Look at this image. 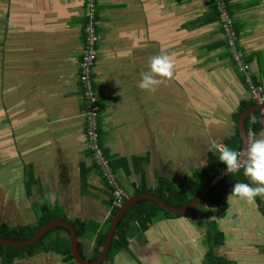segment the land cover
Listing matches in <instances>:
<instances>
[{"label":"crops","instance_id":"1","mask_svg":"<svg viewBox=\"0 0 264 264\" xmlns=\"http://www.w3.org/2000/svg\"><path fill=\"white\" fill-rule=\"evenodd\" d=\"M226 1L250 65L245 74L214 0H97L99 144L128 197L207 168L209 155L239 132L240 107L264 105L250 94L251 84L264 88V0ZM86 21V0H0V184L11 188L4 201L11 195L16 210L0 225L35 224L58 209L65 217L55 219L90 227L78 236L90 260L111 217L113 187L89 147L80 81ZM249 115L259 156L243 185L235 180L206 201L220 180L184 214L133 222L128 245L102 264H264V108ZM67 238L55 230L0 264H77L64 252Z\"/></svg>","mask_w":264,"mask_h":264},{"label":"trees","instance_id":"2","mask_svg":"<svg viewBox=\"0 0 264 264\" xmlns=\"http://www.w3.org/2000/svg\"><path fill=\"white\" fill-rule=\"evenodd\" d=\"M88 4H89V1L86 0V12L88 10ZM93 8L95 12V19L93 21L94 27L99 33L98 22L100 18V13H99L97 0H94ZM86 18H87V21L85 24V33H86V25L89 22L87 15H86ZM94 86L97 89L98 85L95 83V81H94ZM254 105L255 103L251 101L245 104L244 106L240 107L238 113L235 115V121H238L239 116L244 110ZM99 106L101 110L102 101H100V98H99ZM86 108H87V103H86ZM250 119H251V115H249L245 120L246 128L248 131L250 130V128H253L254 132H256L258 123L257 121L250 122ZM242 145H243L242 137L240 133L237 131L235 135H233L229 140L226 141L225 149L222 152L218 151V154L211 153L209 155V161H208L207 168L196 169L194 171V175L183 179L180 185H177V183L172 182L170 179H160L157 182L156 186L151 189V191L159 195L161 198H163L166 202H168L172 206L183 207V206L188 205L204 190V188L209 184L211 180H213L219 173H221L223 170H225L226 168H228L229 166H231L238 160V158L240 157V153L242 151ZM96 166L99 168L97 163H96ZM251 172H252L251 168L248 165H243L236 171L227 175L209 192V194L206 197V201L211 202L212 201L211 199H213V197L215 196L217 192H220L227 185L235 184V180L239 185H243L242 184L244 182L243 180H247V175H249ZM112 191H113V188H112ZM141 191H145V190H141V189L137 190V192H141ZM112 206H113L112 213H111V217L108 222V225L120 208L113 204ZM49 211H50V214L41 216L38 222L35 224H30L27 226H17V227H10L7 224L0 225V238L3 237V238H9V239L19 240V241L26 240L32 237L48 221L55 219V218L65 217L58 211V209L55 210L52 208ZM178 215L179 214H174L172 212L165 210L155 200H152V199L138 200L135 204H133L125 212V214L119 221L115 229L111 244H110V249L106 257V261H110L111 259H113V257L118 251H120L122 248H125L128 245L129 236L132 234L130 229H131V225L133 222L140 221V222L149 223V222H155L156 220L162 217H170V216H178ZM72 223L75 226L79 237H86L89 235V232L91 231V229L90 227H88V225L81 222L80 220H74ZM107 227L97 235V238H96L97 247L94 251L93 256L89 258L91 261L96 260L101 253V247L105 244V241H106ZM209 229H210L209 238L212 239L213 241L214 236H216L218 232L216 233V230L213 224L212 225L210 224ZM55 230H60L67 234L68 236L67 242H66L67 249H65L64 252L69 256L70 260L73 263H76L74 261L73 254L71 252V232L68 230V228L63 227V226L53 227L40 240H38L36 243L29 245V246L14 247V246H9V245L0 243V258L2 260H12L14 257L22 256L23 252L24 253L26 252L25 251L26 249L30 247H34V246H39ZM92 230L94 231L93 228ZM217 242L219 241L217 240ZM59 244L60 246H62L63 245L62 241ZM79 248L81 250V243H79ZM209 259H211L210 256H209Z\"/></svg>","mask_w":264,"mask_h":264},{"label":"built area","instance_id":"3","mask_svg":"<svg viewBox=\"0 0 264 264\" xmlns=\"http://www.w3.org/2000/svg\"><path fill=\"white\" fill-rule=\"evenodd\" d=\"M88 10L86 15L89 22L86 25V41L80 61V81L84 91L85 101L87 103L86 113L87 120L89 122L88 137L89 147L93 151L94 159L102 171L103 175L107 179L108 183L113 187V205L121 207L128 195L123 188L117 182L116 176L112 170L110 160L105 155L103 149L99 144V94L94 86L93 72L98 57V43L100 35L94 27V0H88ZM217 11L219 13V19L222 24L224 34L226 36L228 46L230 48L232 58L236 64L237 69L240 72L247 73L250 69V65L245 61V51L239 46V34L235 28L234 18L231 15L226 0H214ZM249 81V79H248ZM250 94L253 100L259 104H264V88L260 85L251 84ZM254 131H249V147L243 165H248L252 169H255L256 159L259 154L253 147ZM242 165V166H243Z\"/></svg>","mask_w":264,"mask_h":264},{"label":"water","instance_id":"4","mask_svg":"<svg viewBox=\"0 0 264 264\" xmlns=\"http://www.w3.org/2000/svg\"><path fill=\"white\" fill-rule=\"evenodd\" d=\"M259 108H264V105L256 106V108H253V109L250 108V109L244 111L240 115L238 127H239L240 135L243 139V145H242V151L240 153V157L238 158V160L234 164H232L231 166H229L228 168L223 170L213 180H211L209 182V184L206 186V188L203 190V192L193 202H191L188 205L183 206V207H175V206H172L171 204H169L168 202H166L163 198H161L155 194H152V193H142V194H136V195L127 197L125 203L119 208L118 212L113 217V219H112V221L108 227L106 242L104 244V247L102 248L101 254L99 255V257L96 260L90 261V260H88L82 256V254L80 253L79 248H78L77 231H76L74 225L71 222H69L68 220H62V219L51 220L50 222H48L44 226H42L40 228V230H38V232H36L35 235H33L31 238H29L27 240L17 241V240H12V239H7V238H0V243L15 246V247L29 245V244H32L35 241H37L39 238H41L52 227L62 225V226L67 227L71 232L72 252H73L74 259L77 262V264H102L105 261L107 254L109 252L110 244H111L115 229H116L119 221L121 220V218L123 217L125 212L139 199L150 198V199H153L156 202H158L165 210H167L169 212H172L175 214H184V213L190 211L196 205H198L205 198V196L208 194V192L220 180H222L224 177H226L230 173L236 171L240 167H242L243 163L245 162L248 147H249V138H248L247 128L245 125V120L249 114L253 113L256 109H259Z\"/></svg>","mask_w":264,"mask_h":264},{"label":"rangeland","instance_id":"5","mask_svg":"<svg viewBox=\"0 0 264 264\" xmlns=\"http://www.w3.org/2000/svg\"><path fill=\"white\" fill-rule=\"evenodd\" d=\"M8 188H10L8 185H3L0 184V221L2 220H6V216L5 213H9V210L12 211L13 213L16 212V210H14L12 208V196L9 195L7 197V200L4 201V194L3 193H11L9 190H11V188L8 190ZM10 200V201H9ZM8 219V218H7Z\"/></svg>","mask_w":264,"mask_h":264}]
</instances>
